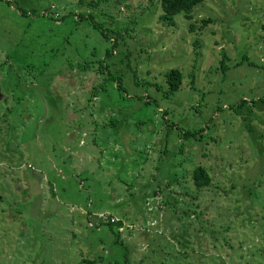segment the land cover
Wrapping results in <instances>:
<instances>
[{
	"label": "rangeland",
	"instance_id": "374dc122",
	"mask_svg": "<svg viewBox=\"0 0 264 264\" xmlns=\"http://www.w3.org/2000/svg\"><path fill=\"white\" fill-rule=\"evenodd\" d=\"M189 14L0 0V264H264V0Z\"/></svg>",
	"mask_w": 264,
	"mask_h": 264
},
{
	"label": "trees",
	"instance_id": "16d2710c",
	"mask_svg": "<svg viewBox=\"0 0 264 264\" xmlns=\"http://www.w3.org/2000/svg\"><path fill=\"white\" fill-rule=\"evenodd\" d=\"M204 0H159V8L161 10L160 17L162 18L164 23H172V17L178 12L183 13L185 18H190V10L193 6H195L197 3H200ZM182 75L176 68H171L168 70V72L164 75V82L167 84L168 91L176 90L178 89V85L181 81ZM191 135L190 132H183V136H189ZM193 135V133H192ZM262 156V154H261ZM192 182L195 187H203L205 185L209 184L210 178L207 174L204 167L201 165H196L192 169ZM250 187H252V184L249 182L248 184ZM253 198H258L257 193L255 192ZM84 264H94V261H85Z\"/></svg>",
	"mask_w": 264,
	"mask_h": 264
},
{
	"label": "built area",
	"instance_id": "2783aa9c",
	"mask_svg": "<svg viewBox=\"0 0 264 264\" xmlns=\"http://www.w3.org/2000/svg\"><path fill=\"white\" fill-rule=\"evenodd\" d=\"M109 222H115L116 220L112 217L108 218ZM120 229V227H118Z\"/></svg>",
	"mask_w": 264,
	"mask_h": 264
}]
</instances>
